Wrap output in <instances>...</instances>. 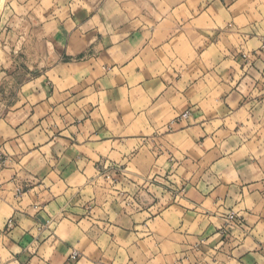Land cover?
<instances>
[{"label":"crops","instance_id":"0c3cea01","mask_svg":"<svg viewBox=\"0 0 264 264\" xmlns=\"http://www.w3.org/2000/svg\"><path fill=\"white\" fill-rule=\"evenodd\" d=\"M50 2L32 40L54 47L53 62L0 98V264L122 261L136 234L125 207L103 201L89 216L75 189L108 159L106 143L109 155L117 145L137 156L162 141L182 146L184 191L199 209L169 194L170 216L191 224L199 215L197 229L216 223L191 232L169 223L154 233L162 237L154 248L143 244L126 264H264V0ZM181 4L189 15L161 24ZM141 52V64L122 71ZM169 52L182 71L159 73ZM150 154H139L145 168ZM112 161L125 173L127 165ZM231 212L239 223L228 220ZM210 235L217 239L208 243Z\"/></svg>","mask_w":264,"mask_h":264},{"label":"clouds","instance_id":"9594fccd","mask_svg":"<svg viewBox=\"0 0 264 264\" xmlns=\"http://www.w3.org/2000/svg\"><path fill=\"white\" fill-rule=\"evenodd\" d=\"M261 8L264 9V5H261ZM167 11L168 9L165 7L161 14L156 15V19L160 20L161 15ZM179 15H189L188 9L182 4L180 7L168 13L167 17L164 20H161V24L167 23L172 17L178 18ZM164 47L167 49V45ZM145 51H148V49H145ZM143 56L144 52H141L140 55L135 56V58H132L131 56L128 57L127 59L129 60V63L122 69V71L128 72L133 67L140 65L141 57ZM182 62L183 61L176 55L169 52L168 57H165L163 61L158 62L155 65V68L158 69L159 73H163L166 68L169 72L172 71V68H178V71H182V69L179 68V65H181ZM117 68H119V65ZM116 70L117 69L115 68L113 69V71ZM141 79L142 77L136 76L132 79V83L135 84ZM165 79H167V77H165ZM184 79H187V77H184ZM159 91L165 92V97L168 98L171 104L178 103L181 99L178 95H171L172 91L174 90L165 91V85L163 83L160 84ZM157 106H159V104ZM140 119L143 120L144 117L141 116ZM57 123H59V121H57ZM149 131L159 135L164 131V129L159 128V131H157L156 128H150ZM63 134L67 135L68 133L64 132ZM49 135H51V133H49ZM260 135L264 136V131H261ZM54 142L55 141H53V143ZM161 144L162 146L160 150H156L153 145L140 146L137 156H132L128 148L119 147L117 145H113V147L117 148V151L112 152L110 155L107 151V143L102 149L104 154L108 156V159L103 161V168H109L112 159L118 160V162L122 165H127L125 168V175L135 180L137 185H140L143 187V189H146V191H141V195L151 203V207L147 210H144L141 209L140 205L132 200L131 197H128L127 200L123 202V206L126 209V214L129 217L130 224L132 227H134L136 234L133 235L129 241L130 247L128 249V253L125 254L124 251L121 250V255L124 257V259L122 261H118V264H126L128 255H132L134 257L138 256V248L143 244H147L149 247L154 248L156 240L162 238L156 236L154 233L157 230L163 232L164 228H166L169 223H172L181 232H183L185 229H187L189 232L193 230L203 231L205 228H207L208 223H216V218L212 217L210 221L205 222L200 229H197V224L200 223L199 215L196 216L195 222L191 224L178 222L176 219L170 216V206L167 205V201L169 194L173 192L177 193L175 200L179 204H187L191 209H196V206L194 204L188 203V194L184 191V185L181 179V177H184V173L189 163L188 161L184 160L182 146H180V148H169L165 142L162 141ZM165 148H167V151H164ZM44 151L47 152L48 148L46 147ZM149 152H151V154L148 155L147 160L144 161V163L148 164V167L145 168L139 160V154ZM161 152H163V154H161ZM169 152L172 153L171 157L168 154ZM94 159L99 160V157H94ZM189 175H191V173H189ZM184 179H187V177H184ZM81 184H85L83 179L81 180ZM117 187H119V185ZM84 191L90 192L91 188L85 185ZM149 193L154 195L157 201L156 203H152V197L149 196ZM198 211L199 209H196V212ZM157 212H159V214H157ZM112 220L113 222H118L115 217H112ZM62 227L63 225H61V228ZM215 239H217V236L210 235L207 242L211 243Z\"/></svg>","mask_w":264,"mask_h":264},{"label":"rangeland","instance_id":"374dc122","mask_svg":"<svg viewBox=\"0 0 264 264\" xmlns=\"http://www.w3.org/2000/svg\"><path fill=\"white\" fill-rule=\"evenodd\" d=\"M50 3V0H0V98H11L14 90L18 89V84L28 78L29 72L34 71L37 66L46 67L53 62L54 47L47 43L37 46L32 40L35 33V22L48 16L44 10ZM36 54L41 55V58H35ZM1 162L0 154V164ZM114 162L111 160L110 167L104 169L103 162L100 161V169L98 170L99 167H97L98 172L90 175L91 179L87 185L91 188L90 192L84 191V187L75 189L76 198L80 199L84 210L90 211L89 216L95 213V206L103 201L111 203L116 201L122 205L128 197H131L141 209L147 210L151 206L149 200L141 195V191H146V189L126 176L119 170L121 166H115ZM124 178L133 180L134 185L131 187L128 180L125 181ZM62 190L59 188L54 191L61 192ZM171 194L176 195L177 193ZM149 196L152 197V203H154L156 199L154 195L149 193ZM74 213L81 214L80 212ZM230 215L234 217L229 219ZM228 220L240 222L235 212L228 215ZM74 251H77L78 255L73 257L72 254L71 257L79 258V251Z\"/></svg>","mask_w":264,"mask_h":264},{"label":"built area","instance_id":"2783aa9c","mask_svg":"<svg viewBox=\"0 0 264 264\" xmlns=\"http://www.w3.org/2000/svg\"><path fill=\"white\" fill-rule=\"evenodd\" d=\"M189 115H190V112L189 111H186V112H184L182 115H181V117L182 118H188L189 117ZM234 217V215H230L229 216V219H231V218H233ZM12 223L11 222H9V225H11ZM78 255V252L77 251H74L73 252V257H76Z\"/></svg>","mask_w":264,"mask_h":264}]
</instances>
